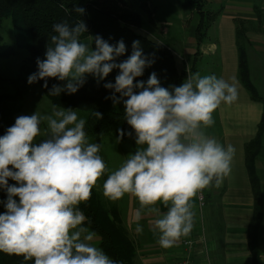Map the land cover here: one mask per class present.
Here are the masks:
<instances>
[{"label": "clouds", "instance_id": "1", "mask_svg": "<svg viewBox=\"0 0 264 264\" xmlns=\"http://www.w3.org/2000/svg\"><path fill=\"white\" fill-rule=\"evenodd\" d=\"M74 11L83 14L85 9ZM52 27L55 34L45 59L37 58V71L28 76V84L44 80L47 88L48 78H55L66 83L53 84L48 94L71 95L84 85L86 74L99 83L119 70L114 83L103 85L112 91L106 99L114 106L123 103L137 147L107 175L103 195L113 202L125 194L135 198L139 204L133 212L135 231L142 233L139 222L152 216L159 245L175 246L194 227L197 194L219 187L231 173L235 147L221 145L204 129L214 124L213 113L222 103L237 100L235 83L200 72H188L179 86L169 88L161 86L155 72L146 82L137 80L154 63L144 55L139 40L133 41L131 55L117 63L126 52L123 40L112 45L97 35L86 43L81 39L87 33L82 20ZM93 115L102 119L99 112ZM42 122L47 138L37 143ZM85 124L75 110L53 104L48 114L18 116L0 136V188L7 194L0 201L5 208L0 213V252L34 259V264H117L92 243L96 233L84 226L88 217L79 208L108 172L99 155L102 145L88 141ZM118 131L117 143L132 136Z\"/></svg>", "mask_w": 264, "mask_h": 264}, {"label": "trees", "instance_id": "2", "mask_svg": "<svg viewBox=\"0 0 264 264\" xmlns=\"http://www.w3.org/2000/svg\"><path fill=\"white\" fill-rule=\"evenodd\" d=\"M151 1L0 0V26L4 19L9 18L16 47L22 48L28 53L26 65L22 66V73L17 82L20 83L21 79L26 78L23 76V72L32 74L37 71V58L45 59L47 47L51 43L50 37L55 34L52 27L54 23L67 21L72 26L77 21L82 20L86 24L87 33H84L81 39L92 33V37L99 35L112 45L120 40L124 41L126 52L117 58V63L126 60L131 55L133 41H140L144 55L153 59L154 63L150 67H146L143 75L136 78L137 80L146 82L150 74L155 72L162 87L179 86L186 79L188 72L194 71V65L190 67L189 71L186 68L179 70L170 47L160 45L152 38L136 30L143 26V19L135 7L146 12L151 18L153 14V8H150ZM182 2L187 7H193L198 15L194 34L199 45L213 21L215 13L207 8L206 0H182ZM75 7H81L85 9V12L78 14L74 11ZM235 36L238 49L237 76L251 99L259 101L263 105L257 132L244 146L245 165L253 195L252 215L247 226V244L251 253L252 264H263L259 248V230L264 222V200L262 183L256 170L255 160L260 151L264 131V98L251 81L244 45V30L238 25ZM11 53H14V49L9 47L7 50L1 51L0 56H7ZM118 71V69H114L108 77L99 83H97V79L86 78L84 85L71 95L66 92H61L59 96L48 94L53 84L63 86L66 81L48 78L47 88L43 87L44 80H39L36 84L49 100L51 106L55 104L59 108L78 109L87 112L85 118L87 135L103 136L113 133L119 136V129L125 133H132L131 137L125 135L122 139H135L134 130L124 119L123 103L114 106L111 99H106V97L111 96L112 91L103 85L107 82L114 83ZM7 82L0 74V136H3L7 128L12 126L13 101L22 98L24 95V90H20L23 84H20V87H15L13 92H9ZM93 112L101 113L102 119H97ZM13 183L15 182L9 180V184ZM6 195V191L0 188V201L6 200ZM79 208L88 217V222L84 226L96 233L99 248L103 249L117 264H134L135 242L128 236L121 224L116 203L105 200L99 191L93 187L91 198L87 202L81 203ZM4 211L3 204H0V213ZM0 264H34V259L26 261L23 256L0 252Z\"/></svg>", "mask_w": 264, "mask_h": 264}, {"label": "crops", "instance_id": "3", "mask_svg": "<svg viewBox=\"0 0 264 264\" xmlns=\"http://www.w3.org/2000/svg\"><path fill=\"white\" fill-rule=\"evenodd\" d=\"M214 3L219 11L211 22V32L200 44L191 43L180 70H187L196 61H202L194 71L204 75H215L229 83H235L238 98L231 104H221L213 113L214 124L204 129L205 134L216 139L221 145L235 147V156L231 164V173L219 187L204 189V202L195 203V221L191 234L181 237L171 248H162L158 243V233L152 231V216H144L139 222L142 233L135 231L134 209L138 201L128 195L126 206L115 201L122 226L135 242L134 264H178L186 254L192 264H252L247 244V226L252 215L253 195L249 175L245 165V143L252 139L261 118L263 105L251 99L238 76V49L236 44V26L244 30V45L249 64L250 78L264 98V0H206ZM153 35V34H152ZM149 37L158 44L170 47L157 36ZM88 38V37H87ZM195 38V34H194ZM91 37H89L90 41ZM171 48V47H170ZM172 49V48H171ZM175 54L174 50L172 49ZM185 61V64H184ZM88 75V74H87ZM255 166L262 183L264 200V131ZM113 202V201H111ZM162 212L167 209L157 205ZM263 224L259 230V248ZM191 240L188 248L185 241ZM262 256V252H261ZM263 261V260H262Z\"/></svg>", "mask_w": 264, "mask_h": 264}, {"label": "rangeland", "instance_id": "4", "mask_svg": "<svg viewBox=\"0 0 264 264\" xmlns=\"http://www.w3.org/2000/svg\"><path fill=\"white\" fill-rule=\"evenodd\" d=\"M206 6L212 12L218 13L219 11L218 7L212 2H207ZM151 7L153 8V14L151 18L148 17L146 12L142 11L138 7H135L143 19V26L141 28H137L136 30L148 37L149 34H153L154 36H157L169 44V46L175 52L174 56L176 63L178 62L180 66H183V60H181L180 55L185 56L186 52H188L189 45L195 41L194 29L198 22V15L195 9L193 7H187L183 5L182 0H152L150 8ZM210 26L206 31V35L207 32L210 33L212 31ZM90 36L92 37V33L83 38L82 41L86 43L89 42ZM0 37V52L7 50L9 47L14 49V53H11L10 55L0 56V74L8 81L6 83L7 90L9 92H13L15 87H20V84H23L20 90H24L23 97L17 98L13 101L14 108L12 112V125L15 123V119L21 115L30 116L36 111L42 115L50 113L51 104L49 100L43 95L38 85L36 83L30 85L27 82V78L31 73L23 72V76L26 78L23 80L21 79L20 83L17 82V79L22 73V66L26 65L28 53L26 50L16 47L12 32V24L9 18H6L2 21L0 26ZM202 63V61H196L195 59L194 65L198 69L201 67ZM86 78L96 79L92 75L87 74ZM73 110L77 112L78 118H86L87 112L78 109ZM40 128L41 134L36 137L35 141L37 143H39L40 140L47 138L46 122H42ZM87 138L90 143H100L102 145L99 155L104 160L108 172L99 178L97 184L94 187L99 191L101 196L105 198L102 191V185L107 179V175L111 171L118 169L128 158V155L133 153L134 149L137 147L135 144V139H121V141L117 143V136L113 133L103 136H93L88 134ZM127 197L128 194H125V196L117 202H119V204L122 206H126L128 202ZM105 200L108 199L105 198ZM128 236L130 237L129 234ZM92 243L99 247L97 237H95ZM261 252L264 264V233L262 234L261 240Z\"/></svg>", "mask_w": 264, "mask_h": 264}, {"label": "built area", "instance_id": "5", "mask_svg": "<svg viewBox=\"0 0 264 264\" xmlns=\"http://www.w3.org/2000/svg\"><path fill=\"white\" fill-rule=\"evenodd\" d=\"M197 198H198V202H199V205L202 206L203 205V202H204V191L200 192L197 194ZM192 244V241L191 240H188V241H185V245L189 248ZM178 264H192V261H191V258L189 257V255L185 254L181 260L179 261Z\"/></svg>", "mask_w": 264, "mask_h": 264}]
</instances>
